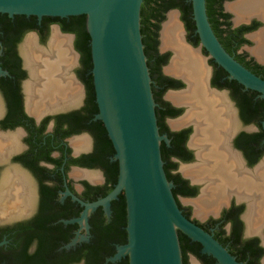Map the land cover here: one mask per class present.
<instances>
[{"label":"flooded vegetation","instance_id":"obj_1","mask_svg":"<svg viewBox=\"0 0 264 264\" xmlns=\"http://www.w3.org/2000/svg\"><path fill=\"white\" fill-rule=\"evenodd\" d=\"M225 1L220 3L222 11L234 0ZM228 19L230 27L257 22L253 28L240 30V35L247 40L246 34L261 22L254 16L248 22L236 24L230 15ZM35 20L32 27L4 29L0 26V68L4 71L0 73V264H123L127 260L125 254L109 259L116 245L125 241L123 190L108 201L106 208L97 204L82 217L83 202L105 195L112 188L117 172L105 127L93 117L97 105L88 41L82 45L76 43L74 31L62 29L53 17L41 16ZM181 22L184 44L197 53L205 68L204 89L222 92L217 94L224 96L231 116L220 107L222 104L215 102L216 112L211 109L220 124L211 127L204 115L207 101L198 96L189 102L170 98L171 93L183 92L190 84L184 76L166 70L173 50L161 46L159 20L154 48L161 58L155 70H151L150 78L158 128L168 138L167 149H172L169 142L173 138L183 149L182 152L171 150L168 154L172 162L168 170L175 178L174 187L185 185L190 190V193L177 191V202L188 218L210 232L237 261L264 264L263 194L230 188L224 201L210 206L203 219L192 216L190 206L179 200V196L194 197L199 184L205 180L184 173L185 166L178 163L194 160L187 166L197 167L201 153L212 158L208 160L211 158L204 155L213 169L219 164L234 170V176L239 174V167L249 172L248 169L262 161L253 170L257 183L261 180L259 172L264 171V95L238 86L211 57L203 58L202 52H207L202 46L196 48L199 40L195 41L194 29H186L182 19ZM55 31L69 39L71 61L60 60L58 50L50 49ZM29 36L37 48L32 50L30 61L25 54ZM242 44L237 46V51H242L239 49ZM164 54L165 60H162ZM246 55L264 65L253 55ZM24 57L31 68L33 62L34 73L29 74ZM34 57L40 58L37 64ZM153 59L151 56L150 61ZM191 85L195 86L194 82ZM185 106L188 109L175 118ZM189 111L191 115L182 119ZM175 120L181 122L172 125ZM232 156L238 158V166ZM72 239L74 242L68 244ZM189 256L194 259L193 263L189 262ZM182 259L184 264H214L215 261L199 248L196 253L184 251Z\"/></svg>","mask_w":264,"mask_h":264},{"label":"water","instance_id":"obj_2","mask_svg":"<svg viewBox=\"0 0 264 264\" xmlns=\"http://www.w3.org/2000/svg\"><path fill=\"white\" fill-rule=\"evenodd\" d=\"M140 3L141 0H0V13L10 17L34 15L37 20L41 16L85 15L97 105L93 117L105 127L118 169L116 180L105 195L83 202L82 217L97 204L106 208L108 201L123 190L126 241L116 245L109 259L127 254V264H182L176 232L179 229L199 242L200 251L212 255L214 264H242L210 232L182 212L171 192L172 182L165 176L159 152L160 139H168L157 129L139 30ZM190 4L199 46L228 77L264 95V78L234 58L214 34L204 0H190ZM170 11L176 13L177 9ZM253 16L264 23V17L258 14L244 15L240 22H248ZM37 58L34 57L35 64L40 61ZM27 68L30 74L32 71Z\"/></svg>","mask_w":264,"mask_h":264},{"label":"bare ground","instance_id":"obj_3","mask_svg":"<svg viewBox=\"0 0 264 264\" xmlns=\"http://www.w3.org/2000/svg\"><path fill=\"white\" fill-rule=\"evenodd\" d=\"M234 1H235L234 3L228 4V8L231 9L233 12H235L236 18L242 17L244 15H248V14H258L264 17V0H237V1L234 0ZM175 15H176L175 12L170 11L167 14V17H169V19L162 23L161 29H160V41H162V45L161 43L160 45L162 47H169L173 50L172 51L173 54L170 58L171 61L166 67V70L169 72L184 76L185 79L189 82L190 87L189 89L187 88L183 92L171 93L170 98H172L173 100L177 102L178 101L189 102L190 100H194L195 96H198L201 99L207 101L208 104L205 105L204 107V113H205L204 115L205 117L207 116L208 120L210 121L208 122L212 125L211 127H213L215 123L219 122L215 114L217 110L214 106L215 102H219L220 104H222L220 105V107L223 108L224 111L229 113L228 116L229 115L231 116L230 107L226 103L225 98L222 95L223 94L222 92L214 91L212 89H209L211 91L204 89V86L206 84L204 82L205 81V76H204L205 68L202 65V62L200 58L198 57L197 53L191 50L192 48L191 49L188 48L187 46L189 45L186 46L184 44L182 40V32L180 31L181 27L179 26V23L176 21ZM256 32L254 36L256 45L253 47L251 51L257 56V58L264 59V28ZM68 41L69 39L59 36L55 31L53 33L51 43H49L50 45L49 47L51 50L52 49L58 50L57 56L62 61H65L63 59H66V61H69V60L71 61V58H72V55L70 54V51L68 49ZM33 49L36 50L37 48L34 47L33 37L29 36L26 39V47H25V54L28 57L26 59H29V61L32 58L31 56H32ZM23 51H24V48H23ZM24 60H25V57H24ZM25 64L27 65L26 60H25ZM29 68L31 71L34 70L33 62H32V68L31 67ZM192 82H194L195 86L191 85ZM217 93H222V94H217ZM211 107L215 109V112L212 111ZM190 111L187 112L184 118L182 119L188 118L189 115H191ZM205 121L207 122V120ZM178 122H181V121L175 120L172 122V125H175ZM211 127H209V129H211ZM205 154H206L205 152L204 154L201 153L200 155L201 161H200V164H196L198 165L197 167L185 166L184 168H182L184 173L191 175L193 178L197 180H202V181L205 180V182L207 183V186H206V183L204 182L203 187H201L200 195L201 194L202 195L199 197V199L192 201V203L194 204L197 210L196 212H200V210L204 211L205 209L207 210L208 208H211L210 206H213L216 203L218 204L220 201H222L226 197L230 188H237L239 191L243 190L245 193H250V194L255 191L260 195L261 194L264 195V171L259 172L261 176L260 177L261 180L258 183L256 182V180H254L256 173H253V170H255L262 161H260L253 168H250V169L245 168V169L250 170L249 172L245 171L242 167H239V174L234 176L232 175L234 173V170L228 167H224L218 164V166L215 169H213L207 162L208 158L207 159L204 158L208 156V154L204 156ZM208 157L211 158L210 156ZM236 159L238 158L232 156V160L236 162L238 166L239 161ZM208 160H212V158ZM248 211H249V202H248L246 212L248 213Z\"/></svg>","mask_w":264,"mask_h":264},{"label":"trees","instance_id":"obj_4","mask_svg":"<svg viewBox=\"0 0 264 264\" xmlns=\"http://www.w3.org/2000/svg\"><path fill=\"white\" fill-rule=\"evenodd\" d=\"M221 1L222 0H204L207 19L210 23V26L214 34L216 35V37L218 38L222 46L229 53H231L234 56V58H236L244 66L249 68L252 72L264 78V65L254 62V60H252L251 57H248L245 52L236 50L238 45L248 42V40L245 37L240 35V30H247V29L253 28L257 24V22L254 21L252 22L251 25H239L236 27H230V22L228 19L229 13L221 10V7H220ZM172 7H176L179 10L180 18L182 19L186 29L190 31L193 30L194 23H193V19L191 16L190 0H141V3H140L139 30L141 34L142 48L145 54V61H146V65L148 68L149 77H151V70H155V65L157 61L161 58V55L156 54V51L154 48V45L156 43V39L154 38V35L156 34V28L158 27L159 20L163 18L164 12L168 8H172ZM49 17H53L54 20L58 21L62 29L74 31L76 35L75 37L76 43H79V45H82V43L84 44V42L88 41V33L86 32V29H85V15L83 13L76 14V15H67V16H62V17H59V16H49ZM35 19L36 18L34 15L26 16L23 14H14L12 17H10L6 13H0V26L1 28H4V29H9L12 27L16 28V27L23 26V25L32 27V26H35L36 24ZM196 37H197V34H196ZM197 40H198V37L195 41ZM151 56L154 57L153 61H150ZM162 60H165V54ZM258 69H260V72H257ZM233 82H235L234 79H233ZM238 86H242V85L239 83ZM150 89H151L153 100L155 102V96H154V91H153L154 87L152 85V81L150 82ZM259 104L261 103L259 102ZM154 113L156 117V124H157L158 132L162 133L160 129L158 128V118H157V110L155 108V104H154ZM108 140L110 139L108 138ZM167 144H168V140L165 141L164 139H160L159 152H160V157L162 159V167H163L165 176L168 180L172 182V180L175 178L168 170L170 164L172 163L171 161L168 160V154L170 153L171 150H174L175 152H182L183 149L180 148L179 141L175 138L171 139L169 142V145L172 146V149L168 150ZM113 152H114V149H113ZM184 156H186V153L184 154ZM114 160H116V158H114ZM116 163H117V160H116ZM117 169H118V166H117ZM116 177H117V172H116ZM177 191H183L185 193H190L189 188H187L185 185L174 187L173 182H172L171 192L176 202H177V199H176ZM123 196H124V193H123ZM124 203H125V197H124ZM125 223H126V210H125ZM125 223H124V228H125ZM125 232H126V229H125ZM176 232H177L178 244L180 248L181 262L182 264H184V261L182 259L183 252L191 250L192 252L196 253L198 248L200 251V244L196 240L190 239L186 234H184L179 229H176ZM125 241H126V235H125ZM189 241L194 242V244H189L190 243ZM247 245L248 244L246 243L244 247H246ZM242 247L243 246H241L240 248ZM201 253H204V252H201ZM125 255L127 256V254ZM126 258L127 260L123 261V264H127L128 257Z\"/></svg>","mask_w":264,"mask_h":264},{"label":"rangeland","instance_id":"obj_5","mask_svg":"<svg viewBox=\"0 0 264 264\" xmlns=\"http://www.w3.org/2000/svg\"><path fill=\"white\" fill-rule=\"evenodd\" d=\"M230 1H233V0H227V1H225V3H227V2H230ZM237 1V0H236ZM235 1H233L232 3H234ZM226 7V6H225ZM170 10H174V8H171V9H168V10H166L165 12H164V16H163V18L161 19V22L163 23L164 21H167L168 19H169V17H167L166 16V13L168 14L169 12L168 11H170ZM225 10L226 11H228L229 12V15H230V18L232 19V21L233 22H235L236 23V21L237 22H240V21H242V17H239V18H236V15H235V12H233L231 9H229V8H225ZM174 12V11H173ZM176 15H175V19H176V21L179 23V26L181 27L180 28V31L182 32V37H183V35H184V28H183V25H182V22H181V19H180V13H179V11H178V9H177V11H176V13H175ZM261 21V20H260ZM260 27L261 28H264V23H263V21H261L260 22V24H259V26L255 29V30H253V31H251V32H248L247 34H246V36L248 37V42L247 43H243L241 46H240V50H242V51H245L246 53H248L249 55H255L254 53H252V49H253V47L256 45V41H255V39H254V36H255V34L256 33H258V32H256V31H258L259 29H260ZM160 28H161V23H160V27H159V39H160ZM256 32V33H255ZM51 33H52V31H51ZM29 35V34H28ZM25 37H27V35L25 36ZM182 40H183V38H182ZM160 44V43H159ZM196 47H200L199 46V44H197L196 45ZM170 55H171V53H170ZM169 55V56H170ZM256 56V55H255ZM202 57L203 58H206L207 57V54L205 53V52H202ZM257 57V56H256ZM170 58V57H169ZM167 64V63H166ZM165 64V65H166ZM168 92H170V91H167L166 93H168ZM168 99V98H167ZM170 99V98H169ZM188 106H185L182 110H181V112H180V114L178 115V116H176L175 118H178L180 115H182L183 113H184V110L186 111L188 108H187ZM194 160H191V161H188V162H186V163H178V165L179 166H187V164H190L191 162H193ZM182 171V170H181ZM183 173V172H182ZM203 185H204V183H200L199 184V186H198V188H200L201 189V187H203ZM200 189H198V191H197V193H196V195L194 196V197H182V196H179V200H180V202L183 204V205H189L190 206V211H191V215L192 216H195V217H197L198 219H203L205 216H206V213L208 212V211H206V209L203 211V210H200V212H196L197 210H196V208H195V206H194V204L192 203V200L193 199H195V198H197L198 197V195H199V193H200ZM217 208H218V206H217ZM205 211H206V213H205ZM189 262L190 263H193L194 262V259L191 257V256H189Z\"/></svg>","mask_w":264,"mask_h":264}]
</instances>
